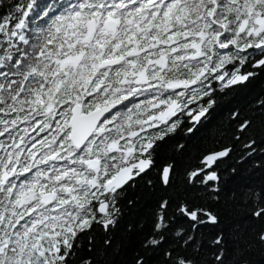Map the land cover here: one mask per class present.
<instances>
[{"label":"snow or ice","instance_id":"1","mask_svg":"<svg viewBox=\"0 0 264 264\" xmlns=\"http://www.w3.org/2000/svg\"><path fill=\"white\" fill-rule=\"evenodd\" d=\"M3 7L0 264H69L80 234L115 225L118 190L152 168L155 148L181 114L194 123L205 116L199 101L211 95V82L247 81L254 73L241 68L256 55L251 67L264 68V0H13ZM230 151L205 155L188 183L202 173L201 183L217 181L214 166ZM175 171L162 167L163 187ZM255 200L251 215L264 220V195ZM179 210L196 224L219 223L204 209ZM164 219L143 248L162 243ZM257 239L264 245V230ZM211 243V264H225L223 237Z\"/></svg>","mask_w":264,"mask_h":264},{"label":"trees","instance_id":"2","mask_svg":"<svg viewBox=\"0 0 264 264\" xmlns=\"http://www.w3.org/2000/svg\"><path fill=\"white\" fill-rule=\"evenodd\" d=\"M11 3L0 0V11H7L3 5ZM259 58L250 57L241 68L242 73H254L247 81L227 87L218 80L211 82V95L199 101L208 109L199 123L191 124L181 114L175 131L155 148L152 168L118 191L115 225L105 231L94 224L80 234L69 264H82L84 259L96 264H135L137 257L145 264H176L182 257L192 264H211L217 247L211 242L217 236L225 241V264H264V245L257 239L264 220L251 215L255 194L264 195V68L251 67L253 59ZM244 121L250 125L240 132ZM253 141L251 148L246 147ZM226 148L231 150L229 155L214 166L217 181L201 183L202 173L194 184L188 183V173L201 167L205 155ZM168 164H174L176 171L172 186L165 188L159 175ZM164 200L168 207L162 211ZM180 206L210 211L219 223L196 224L180 212ZM160 215L165 217L164 239L157 248L145 249V239L161 234L155 227ZM105 239L111 241L107 248Z\"/></svg>","mask_w":264,"mask_h":264},{"label":"water","instance_id":"3","mask_svg":"<svg viewBox=\"0 0 264 264\" xmlns=\"http://www.w3.org/2000/svg\"><path fill=\"white\" fill-rule=\"evenodd\" d=\"M231 86H233V85H231ZM205 115H206V114H205ZM203 118H204V117H202L201 119H203ZM190 123L193 124L194 122H192V121L190 120ZM224 158H225V157H224ZM224 158H221L219 161L223 160ZM148 171H149V170H148ZM148 171H147V172H148ZM147 172H146V173H147ZM144 174H145V173H144ZM141 175H143V174H141ZM141 175H140V176H141ZM136 178H138V177H136ZM136 178H134L133 180H135ZM133 180H132V181H133ZM132 181H130V182H132ZM130 182H129V183H130ZM129 183H128V184H129ZM125 186H126V185H125ZM125 186H124V187H125ZM124 187H123V188H124ZM123 188H122V189H123ZM122 189H121V190H122ZM118 191H120V190H118Z\"/></svg>","mask_w":264,"mask_h":264}]
</instances>
